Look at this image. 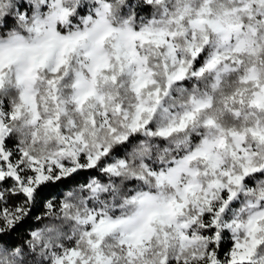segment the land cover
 <instances>
[{
	"label": "clouds",
	"instance_id": "9594fccd",
	"mask_svg": "<svg viewBox=\"0 0 264 264\" xmlns=\"http://www.w3.org/2000/svg\"><path fill=\"white\" fill-rule=\"evenodd\" d=\"M0 119L31 158L79 157L38 227L0 229V264H209L213 252L233 264L237 242L251 247L244 264H264V0H44L13 13L0 19ZM101 149L104 167L89 168ZM225 173L243 176L219 217L227 250L211 224Z\"/></svg>",
	"mask_w": 264,
	"mask_h": 264
},
{
	"label": "snow or ice",
	"instance_id": "6c2138e0",
	"mask_svg": "<svg viewBox=\"0 0 264 264\" xmlns=\"http://www.w3.org/2000/svg\"><path fill=\"white\" fill-rule=\"evenodd\" d=\"M44 0H0V19H10L11 14H15L20 20H25L29 12L40 7ZM62 15H67V10H61ZM199 49L193 50V57L197 56ZM214 63V61H213ZM210 63L208 67H211ZM204 71L203 68L200 69ZM184 70H181L180 75L176 78H183ZM51 83V82H50ZM14 118V117H13ZM148 120H143V125L148 124ZM142 125L133 126V131ZM7 129L4 122L0 119V229H10L13 232H23L28 227V222L33 218L32 211L36 208L48 207L51 208L52 202L48 197L52 195L53 189H59L62 184H66L64 177L72 173H76L79 169V164L76 160L79 159L75 150L68 153L73 159L67 162L50 159L47 161H39L29 157L27 152L14 148L12 139L6 136ZM159 135H167L168 133L161 131ZM122 139V138H121ZM102 156H107V149H101L94 156L89 153L87 156V166L94 168L99 165L103 168L104 161ZM123 163V162H121ZM107 172H115L114 167L104 168ZM256 171L254 168L245 167L244 174ZM228 177L227 199L218 209H211L213 219L212 231L215 232V246L220 247L221 233L219 231L221 225L219 217L225 211L227 205L234 199L237 192L233 190L232 185L240 186L243 176H231L225 173ZM224 187V185H218ZM47 201V204L45 202ZM104 221L101 220L100 224ZM252 221H250V224ZM227 227V226H226ZM99 225L93 223L92 233L98 234ZM92 233H89L91 235ZM33 239H39L40 234L33 232ZM89 243L93 247L96 246L91 240ZM98 243V241H97ZM252 245L260 243L253 238ZM251 254V247L245 243L237 242L231 251L233 264H244V261ZM69 256L75 255V249ZM215 252L209 257V264H217L214 258ZM57 264H63L62 261H57ZM162 264L164 262L162 261Z\"/></svg>",
	"mask_w": 264,
	"mask_h": 264
},
{
	"label": "trees",
	"instance_id": "16d2710c",
	"mask_svg": "<svg viewBox=\"0 0 264 264\" xmlns=\"http://www.w3.org/2000/svg\"><path fill=\"white\" fill-rule=\"evenodd\" d=\"M144 11H147V9H144ZM151 126V125H150ZM136 139H139V137H134V138H132V140L133 141H135ZM163 141H161V145L163 146ZM128 148V145H124V148L123 149H118L117 151H116V156H121V155H123V151L125 150V149H127ZM93 174H96L95 172H91V173H88V172H81L80 173V176L77 178L79 181H83V182H87V177L89 176V175H93ZM101 179H104L103 177H101ZM76 181H72V183H75ZM67 185H65V187H66ZM52 195H50V196H53V195H56V194H58L59 193V189H53L52 190ZM230 203H232V202H230ZM40 214V208H36V209H34L33 211H32V216L34 217V216H36V215H39ZM39 226V222H34L33 221V219H30L29 220V222H28V227L26 228V229H28V230H31L33 227H38ZM25 231V230H24ZM23 231V232H24ZM18 233H22L21 231H17ZM14 242V241H13ZM225 250H227V247H228V245L227 244H224V245H221Z\"/></svg>",
	"mask_w": 264,
	"mask_h": 264
}]
</instances>
